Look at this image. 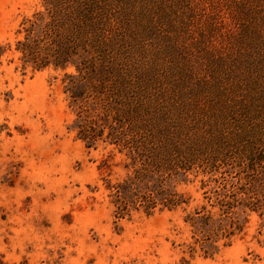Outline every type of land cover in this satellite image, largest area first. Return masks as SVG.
<instances>
[{"label": "rangeland", "instance_id": "rangeland-1", "mask_svg": "<svg viewBox=\"0 0 264 264\" xmlns=\"http://www.w3.org/2000/svg\"><path fill=\"white\" fill-rule=\"evenodd\" d=\"M129 4L134 57L180 85L171 88L179 94L173 122L184 128L211 116L227 124L223 117L232 106L237 120L246 111L247 121L264 126V3ZM42 9V0H0V44L11 47L0 58V264H264L263 177L260 209L242 214L241 232L229 246L215 244L207 257L199 249L189 252L197 236L185 219L206 203L203 193L217 186L208 180L219 173L193 171L166 183L189 202L185 211L115 216L107 188L131 174L130 162L103 143L87 148L68 130L75 114L63 77L73 68L22 70L13 53L21 23ZM262 135L257 128L244 140L258 143ZM230 152L236 160L246 153ZM230 171L235 176L236 169Z\"/></svg>", "mask_w": 264, "mask_h": 264}, {"label": "trees", "instance_id": "trees-1", "mask_svg": "<svg viewBox=\"0 0 264 264\" xmlns=\"http://www.w3.org/2000/svg\"><path fill=\"white\" fill-rule=\"evenodd\" d=\"M135 1L42 0L43 9L21 23L13 53L19 55L22 70L73 68L63 77L75 114L68 130L87 148L103 143L130 162L126 168L131 174L107 188L117 218L139 209L146 215L185 211L189 202L166 183L193 171L220 174L208 180L217 186L203 193L206 203L185 219L197 236L189 252L199 249L207 257L217 249L215 244L223 241L222 246H229L241 232L242 214L260 209L257 182L264 178V126L254 118L247 121L246 111L237 120L232 106L223 117L227 124L211 116L184 128L173 122L179 94L171 88L180 85H171L157 68L136 59L129 45L134 6L129 3ZM10 50V45L0 44V58ZM257 128L263 133L260 141L247 143ZM230 150L246 153L236 160Z\"/></svg>", "mask_w": 264, "mask_h": 264}]
</instances>
